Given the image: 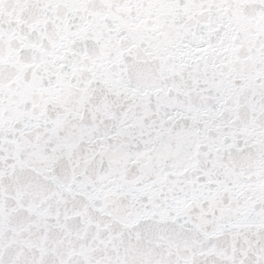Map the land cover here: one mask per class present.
<instances>
[{
  "label": "snow or ice",
  "instance_id": "6c2138e0",
  "mask_svg": "<svg viewBox=\"0 0 264 264\" xmlns=\"http://www.w3.org/2000/svg\"><path fill=\"white\" fill-rule=\"evenodd\" d=\"M0 264H264V0H0Z\"/></svg>",
  "mask_w": 264,
  "mask_h": 264
}]
</instances>
